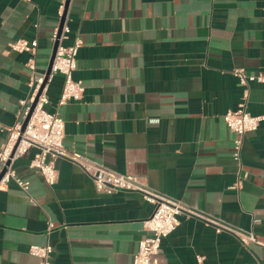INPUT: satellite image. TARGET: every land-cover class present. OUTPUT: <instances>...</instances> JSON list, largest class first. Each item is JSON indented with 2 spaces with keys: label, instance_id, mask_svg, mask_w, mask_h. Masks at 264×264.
I'll return each instance as SVG.
<instances>
[{
  "label": "crops",
  "instance_id": "crops-1",
  "mask_svg": "<svg viewBox=\"0 0 264 264\" xmlns=\"http://www.w3.org/2000/svg\"><path fill=\"white\" fill-rule=\"evenodd\" d=\"M62 2L0 0V146L30 75L29 54L10 44L36 39V69L46 72ZM66 18L62 44L83 40L73 76L84 92L59 110L65 147L264 244V120L244 135L240 163L223 120L242 93L234 69L264 72V0H69ZM61 88L54 74L47 110ZM246 108L264 116V83L250 84ZM34 152L14 162L27 193L13 181L0 189V264H38L28 248L46 243L51 264H132L152 205L138 192L98 191L62 157L48 186L29 167ZM204 217L178 216L160 264H264V246H244Z\"/></svg>",
  "mask_w": 264,
  "mask_h": 264
},
{
  "label": "built area",
  "instance_id": "built-area-1",
  "mask_svg": "<svg viewBox=\"0 0 264 264\" xmlns=\"http://www.w3.org/2000/svg\"><path fill=\"white\" fill-rule=\"evenodd\" d=\"M65 1L63 0L58 10L60 18L65 12L60 32L58 26L51 35V39L57 41L58 44L47 76L45 72L38 73L36 69V39H17L10 44L11 50L29 54L26 66L30 75L27 81V95L19 100L17 112L19 118L12 125L5 127L6 137L0 146V189L13 181L24 193H27L29 182L17 176L14 162L26 155L32 148L35 149V152L29 161V167L36 170L48 186H52L57 178L54 160L58 157L68 159L91 177L98 191L106 193L113 191L138 192L144 201L152 205L150 215L143 221V229L147 234L138 241L132 257V264H160L161 242L176 229L179 223L178 216L182 213L188 216H204L183 201L152 189L137 176L114 172L99 163L80 157L65 147L63 143L64 121L59 110L68 101L81 99L84 92L83 81L73 76L77 54L83 40L76 35L70 44H62L70 31L66 23ZM54 74L62 76V88L55 110L49 111L45 107L48 101L47 90ZM233 74L242 87V93L236 107L225 111L223 120L234 134L232 157L240 163L244 135L247 132L256 131L264 120L263 115H252L246 108L249 86L254 82L264 83V72L247 73L244 69L237 68L234 69ZM204 218L214 225L216 232L225 230L233 233L244 246L250 243L264 246L256 239L252 231L234 227L220 220ZM52 227V223L48 221V229ZM51 252L52 245L49 243L45 245L33 244L28 248V253L38 259V264H51L49 260ZM196 258L198 262L202 260L201 256Z\"/></svg>",
  "mask_w": 264,
  "mask_h": 264
},
{
  "label": "water",
  "instance_id": "water-1",
  "mask_svg": "<svg viewBox=\"0 0 264 264\" xmlns=\"http://www.w3.org/2000/svg\"><path fill=\"white\" fill-rule=\"evenodd\" d=\"M68 1H69V0H66V1H65V5H64L65 11H66V8H67V5H68ZM64 15H65V12H64V14L62 15V17L60 18L59 32H60V28H61V26H62V23H63V21H64ZM57 44H58V42H57V41H54L53 48H52V52H51V57H50V60H49V63H48V67H47L46 72H45L46 76H47V75L49 74V72H50V67H51L52 59H53V57H54V53H55V50H56ZM25 122H26V120L24 121L23 125L25 124Z\"/></svg>",
  "mask_w": 264,
  "mask_h": 264
}]
</instances>
